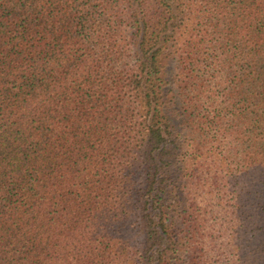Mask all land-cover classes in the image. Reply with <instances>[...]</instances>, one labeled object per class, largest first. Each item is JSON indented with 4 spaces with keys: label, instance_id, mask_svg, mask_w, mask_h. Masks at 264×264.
<instances>
[{
    "label": "trees",
    "instance_id": "16d2710c",
    "mask_svg": "<svg viewBox=\"0 0 264 264\" xmlns=\"http://www.w3.org/2000/svg\"><path fill=\"white\" fill-rule=\"evenodd\" d=\"M203 162L264 234V0H0V264H202Z\"/></svg>",
    "mask_w": 264,
    "mask_h": 264
},
{
    "label": "rangeland",
    "instance_id": "374dc122",
    "mask_svg": "<svg viewBox=\"0 0 264 264\" xmlns=\"http://www.w3.org/2000/svg\"><path fill=\"white\" fill-rule=\"evenodd\" d=\"M215 93L219 96L217 89ZM219 139L214 130H210L204 147L214 149L218 156H224L225 141L219 143ZM207 163H209V160H207ZM206 164L203 162L200 168L202 171H198L199 183L194 184L195 189L192 190L191 194L196 203L195 207L199 208L197 213L204 218L201 219L205 227L204 230L208 232V230L213 229L212 237L206 236L204 238V254L206 253V255H203L204 262L202 264H243L242 259L238 257V253L229 250L228 242L232 235H240L241 248L244 249L245 245H256L257 240L264 236L261 229H256L257 226H254L253 232L241 234L242 231L247 230L249 223L259 211L257 201H253L252 197L249 196V193L254 195L253 191L259 188V179L254 184L246 181L242 188L241 178L238 179L237 176L238 170H234L235 178L237 176L235 182L233 180L225 184L224 179L214 181L211 178L216 173L214 172L215 169ZM226 180H229V178H226ZM248 185L251 186L250 192L246 191ZM231 213L239 218L236 219ZM258 249L264 250V238ZM250 256L253 257L251 264H264V255L259 257L257 253L253 255L246 252V258ZM247 264L249 263L247 262Z\"/></svg>",
    "mask_w": 264,
    "mask_h": 264
}]
</instances>
